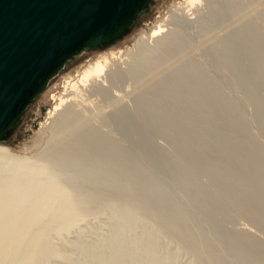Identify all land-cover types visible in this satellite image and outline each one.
Instances as JSON below:
<instances>
[{
	"label": "bare ground",
	"instance_id": "bare-ground-1",
	"mask_svg": "<svg viewBox=\"0 0 264 264\" xmlns=\"http://www.w3.org/2000/svg\"><path fill=\"white\" fill-rule=\"evenodd\" d=\"M240 2H172L166 15L160 11L159 18L147 24L149 31L137 33L132 46L104 48L63 75V88L48 93L49 125L43 126L47 140L36 154L21 156L0 143V157L8 159L3 169L8 178L0 183V264H177L182 250L195 255L194 264L206 259L207 264H231V258L238 264H264V243L250 229L264 231V150L248 135L233 103L219 97L215 84H208L195 65L175 69L169 78L158 73L170 58L182 55L181 26L203 18L204 7L212 20H220L242 8ZM243 14L235 17L240 23ZM242 37L225 41L224 47L237 43L242 48L245 42L242 53L258 55L256 48L248 49L255 41ZM260 58L242 71L245 76L250 71L259 74L264 89ZM125 80L133 87L132 108L117 91ZM254 84L249 81L244 87L264 126V100H256L260 88ZM88 109L99 112L93 115L101 124H117L134 147L98 131L88 119L92 116H86ZM157 134L170 140L175 153L154 143ZM38 156L56 168L69 166L74 174L70 183L51 173L47 163L30 167ZM149 167L169 173L183 195L176 196ZM98 172L103 176L94 178ZM203 176L216 193L202 184ZM96 206L111 214L109 233L94 242L81 234L66 240ZM233 208L246 216L250 228H224L222 219H228ZM162 240L179 245L171 250ZM66 245L77 258L64 251Z\"/></svg>",
	"mask_w": 264,
	"mask_h": 264
},
{
	"label": "rangeland",
	"instance_id": "rangeland-1",
	"mask_svg": "<svg viewBox=\"0 0 264 264\" xmlns=\"http://www.w3.org/2000/svg\"><path fill=\"white\" fill-rule=\"evenodd\" d=\"M176 1H180V0H153L151 5L149 6V9L138 17L133 28L130 30V32L127 35L123 36L120 40L106 47H103L101 49L87 50L82 54H80L79 56H76L72 60L68 61L63 67V69L49 81L44 91L37 98H35V100L26 108V110L22 115L19 125L13 130L11 136L5 142L2 141L0 143L8 145L13 152L21 156L24 155L30 156L36 154L37 150L41 149L47 140L46 139L47 135L43 133V129L45 128V126L49 125V122L46 121V111L52 104V100H49L48 93H50L51 90L57 92L58 89L60 91L63 88V78H62L63 75L75 71L76 69L81 67L85 63V61H87L94 54H96L98 51L104 48L115 46L121 43L123 44L122 48H125L126 45L132 46L133 44L132 41H134V38L137 35V33L141 30L149 31L150 28L149 25L152 24V21L157 19V17L160 14L159 12L161 11L162 13V15L160 14L161 16L166 15L167 11L170 10L169 7L172 5V2L174 3ZM239 1H241L240 3H242L243 5L242 8L239 9L242 11L238 10L235 13L226 14L225 16L220 18V20L219 19L212 20L210 17V12H207V10L210 11L209 8L205 9L204 7L202 14L203 15L205 14V16H203L201 13L199 15V16H203V18L199 17L201 19L199 18H197V20L193 19L194 22H192L193 21L192 20L189 23L188 22L185 23V26H181L180 31L182 30L181 33L183 32L182 35L184 36V37L182 36L183 37L182 41L183 44L185 45L182 50V55H180L177 58H170L169 60L171 59L172 60L168 62V65L162 67L161 70L159 69L158 73H160V75L163 78L164 77L169 78L173 74L175 69L177 70L180 68L187 67L188 65L190 66L195 65L196 67L195 66L194 67L203 74L204 78H206L205 81L208 84L210 85L212 83L215 84L214 87L216 86L215 88L218 90L219 97L223 99L225 98L226 100H229L230 102L233 103V106L235 107L234 108L235 111L243 117V120L246 124L248 135L258 144L259 147H261L264 150V129H263L264 126L262 125V121H260L261 119L257 115V106L255 104V101L248 94L247 90H245L246 88L244 87L245 83L249 81L252 82V84L255 83L254 85L261 86V83L259 84V81L261 82V77L260 76L258 77L259 74L257 75L255 72L252 71L249 72V76L247 75L245 76V74H243L242 71L243 69L245 70L246 66H252L257 64L255 61L257 57L259 58V56H263V60L261 61L260 58V61L262 64V68L264 70V0H239ZM237 12L239 13V15ZM242 13L245 14V15L243 14L244 16L243 19L245 20L243 19L240 20L241 21L240 23L238 21V18L235 17H239L240 15H242ZM231 20H233V22ZM236 20L238 21L237 24L235 23ZM230 22H232V24L234 23L235 25H231ZM219 23L221 25H219ZM241 24L242 26L244 25V27H242ZM228 25H230V27ZM220 26L222 27V29L225 28L226 26L229 29L226 27V29L221 30ZM213 32H214V36H213ZM239 34H242L243 35L242 39L247 42H249V40L255 41L254 43L255 47L250 46L248 49L256 48V52L258 53V55L250 54L249 56H245V54L242 53V50H244L243 46L246 45L244 41H243L244 43L240 44L242 48H240L237 45V43L234 44L232 48L229 49L224 47L225 41L232 40ZM187 51L189 54L187 53ZM231 66L234 67L242 66V68L238 67V69H240L239 71L238 69L231 68ZM129 84H131V81L125 80L118 86L117 88L118 90L117 89L116 90L118 91V93L122 95L121 99L125 103V105L128 106L129 108H132L134 106V99H133L134 94H133V87L132 86L128 87ZM260 86L258 88H260ZM206 87L207 86H202L201 88H203L204 90ZM113 90L115 91V89H112L111 93H114ZM255 98L256 100H264V89L260 88L259 90H257L255 93ZM175 111H178V107L174 108V112ZM86 112L87 114L86 113L85 114L87 117L92 116L88 118L90 122H93V124L94 123L101 124V122H98L100 118L96 117V115L95 116L93 115L96 113L99 114L97 110L88 109ZM42 121L44 122L43 125L40 124V122ZM96 124L94 125L95 127L97 126L96 128H98L97 129L98 131L104 133L105 135L108 134V136L111 137H113L114 135L113 138L117 142H119L120 145L125 147H132V146L134 147V145H132L134 144V140H131V138L128 137L127 135L125 136V133L120 129V127L117 126V124L115 123L111 124V126L114 128L104 123H102L104 125L101 124V127H99L100 124L98 125ZM109 128L111 129V131H109L110 133L108 132V130H110ZM35 141L36 142L38 141L37 142L38 144L40 143L39 141H41L40 145L37 146V143L35 144ZM153 141L162 150L167 151L171 154H173V152L175 153V150L173 151L172 149L173 148L172 143H170L169 142L170 140L167 139L166 137L157 134L154 136ZM7 163H8L7 158L4 159V157L2 158L0 157V183H3L8 178L6 177V174H4L5 172H3L4 166H6ZM38 164L40 166L44 164L50 166L49 171L51 173L57 174L59 178H61L62 182L67 184L70 183V179L74 175L72 174L69 166L56 168L54 166H51V162L48 159H44L41 156L35 157L32 164H29V166L31 165L30 167L34 169L38 166ZM152 169L154 170L155 168L151 167L149 171L152 172L153 171ZM154 171L152 172L153 175L155 174L154 176L157 178L160 177L159 180L161 181L164 182L167 181L166 182L167 186L170 187L173 193L175 192L174 194H176V196L178 195V197H181L183 195L182 194L183 192H181V189L177 186L173 177L169 173L158 169H155ZM102 176L103 173L101 172H98L97 174L93 173L94 178L99 179ZM208 179L209 177L203 176L201 178V182L206 187H208L210 192H213L214 194L216 193L217 190L215 187L213 189V186L211 185V181ZM75 187L76 188L80 187V185H77ZM180 192L182 195L180 194ZM98 207L99 206H96L97 209L90 211L87 214V216L82 221L79 222L78 226L70 234H68L66 240L72 242V240H77L76 237L78 238L79 236L80 238L82 236L81 238L83 240L88 242L90 241L94 242L97 240L96 238L99 237L101 238V235L104 236L107 235L108 228L110 230L109 226L111 225V220H110L111 214H109L110 212L107 209L105 210L103 208H98ZM100 209L101 211L99 212L98 210ZM228 213L230 219L229 218L226 220L222 219L224 228L226 230L237 231V230L245 229L248 226L249 228L251 227L250 221L236 208L229 209ZM250 229H252L253 231L252 233L254 234V236L261 239L262 242L264 243V231L259 229L258 227H251ZM163 242L165 241L162 240V244ZM164 245L165 246L168 245L167 247L173 250V249H177V246L179 244L175 242L173 243L165 242L163 246ZM71 249H72L71 247L69 248L66 245L64 251L70 253L71 256L73 255L74 256V257L72 256L73 258H77L78 257L77 252H75L76 253L75 254L74 250ZM192 261L196 262V259H195V255L191 251L182 250L179 252L177 258V264H191L193 263ZM206 261L207 259L204 261L200 260L197 261L196 264H204ZM231 261L234 264H238V260L235 258H231Z\"/></svg>",
	"mask_w": 264,
	"mask_h": 264
},
{
	"label": "water",
	"instance_id": "water-1",
	"mask_svg": "<svg viewBox=\"0 0 264 264\" xmlns=\"http://www.w3.org/2000/svg\"><path fill=\"white\" fill-rule=\"evenodd\" d=\"M152 1L0 0V142L68 61L127 35Z\"/></svg>",
	"mask_w": 264,
	"mask_h": 264
}]
</instances>
